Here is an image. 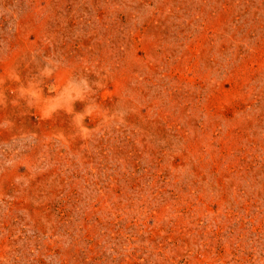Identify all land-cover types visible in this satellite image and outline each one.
Wrapping results in <instances>:
<instances>
[{
  "label": "rangeland",
  "instance_id": "rangeland-1",
  "mask_svg": "<svg viewBox=\"0 0 264 264\" xmlns=\"http://www.w3.org/2000/svg\"><path fill=\"white\" fill-rule=\"evenodd\" d=\"M0 264H264V0H0Z\"/></svg>",
  "mask_w": 264,
  "mask_h": 264
}]
</instances>
